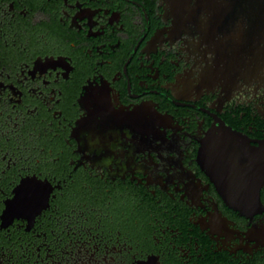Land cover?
Instances as JSON below:
<instances>
[{"label":"flooded vegetation","instance_id":"af4514ba","mask_svg":"<svg viewBox=\"0 0 264 264\" xmlns=\"http://www.w3.org/2000/svg\"><path fill=\"white\" fill-rule=\"evenodd\" d=\"M231 1L0 0V264H264V179L236 208L201 158L264 140Z\"/></svg>","mask_w":264,"mask_h":264},{"label":"water","instance_id":"95a60500","mask_svg":"<svg viewBox=\"0 0 264 264\" xmlns=\"http://www.w3.org/2000/svg\"><path fill=\"white\" fill-rule=\"evenodd\" d=\"M236 13L251 21L254 37L264 32V0H232ZM213 6L215 2L211 3ZM239 17V16H238ZM201 158L223 183L230 205L246 209L261 203L260 183L264 179V140L253 145L249 137L221 121L208 135Z\"/></svg>","mask_w":264,"mask_h":264}]
</instances>
